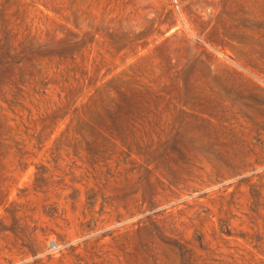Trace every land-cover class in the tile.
<instances>
[{"label":"rangeland","instance_id":"1","mask_svg":"<svg viewBox=\"0 0 264 264\" xmlns=\"http://www.w3.org/2000/svg\"><path fill=\"white\" fill-rule=\"evenodd\" d=\"M0 264H264V0H0Z\"/></svg>","mask_w":264,"mask_h":264}]
</instances>
